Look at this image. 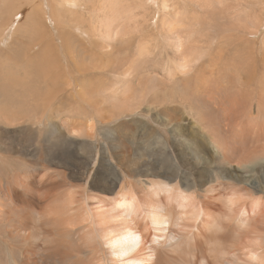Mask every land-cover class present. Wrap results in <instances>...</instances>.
Returning a JSON list of instances; mask_svg holds the SVG:
<instances>
[{
    "label": "rangeland",
    "instance_id": "374dc122",
    "mask_svg": "<svg viewBox=\"0 0 264 264\" xmlns=\"http://www.w3.org/2000/svg\"><path fill=\"white\" fill-rule=\"evenodd\" d=\"M52 2L0 0V264H111L74 235L124 190L179 217L158 181L223 226L173 227L186 242L154 263L264 259V0H76L60 19ZM242 205L254 227L236 226Z\"/></svg>",
    "mask_w": 264,
    "mask_h": 264
},
{
    "label": "bare ground",
    "instance_id": "6f19581e",
    "mask_svg": "<svg viewBox=\"0 0 264 264\" xmlns=\"http://www.w3.org/2000/svg\"><path fill=\"white\" fill-rule=\"evenodd\" d=\"M78 2H76V0H53L52 6H51L53 15H51V18L54 19L52 16H55V13L58 14L59 13L58 10L61 11L60 14H58V15L56 14L58 17L62 16V14L66 13V12L67 13L68 12L74 13L79 8V6L77 4ZM49 3H50V1H49ZM60 6H61V9H60ZM20 8H21V6H20ZM18 14H20V11ZM69 18H71V17H69ZM58 19H60V17ZM78 19H80V18H78ZM61 21H63V20H61ZM80 21L74 22L72 19H70L69 21H67L65 23H68L69 28H71V32L77 30L75 32H79L80 34L84 35V32L82 31V28H81L82 23H80ZM82 22H84V21H82ZM106 22L108 23L107 20L105 21V23ZM63 23H64V21H63ZM56 24L58 27L57 29H60L59 24L57 22H56ZM73 24H76L77 26H73ZM95 26L96 25L93 24L94 28H95ZM11 29L12 28L10 27V30ZM6 30H8V27L6 28ZM12 30L14 31V29H12ZM86 36H87V34H86ZM67 46H69L68 43H67ZM182 47H183V44H182ZM180 49H181V47H180ZM178 52H179V50H178ZM187 58L188 57H185L183 60L184 62L182 61L183 64L180 67V71H182V72L184 70L187 71L186 69H189V68H187V66L190 64V62L187 60ZM177 61H179V59ZM254 151H257V150H254ZM149 188L152 191H158L159 194H160V191L163 190L162 193L165 194V196L167 197L166 202L167 201H173V200L177 204L179 202L180 207L183 209L181 212V215L176 218L174 216V210L173 209H171V208L168 209V208L164 207L163 206L164 204L163 205H160V204L157 205V203H156L155 204L156 206H153L150 203L151 200L149 201L147 198L146 199L148 200L149 203L148 202L143 203L141 200L138 202V199L136 197L135 192L130 191V190H124V191H120L119 193H115L114 196H111L110 199L113 200V202L111 204H109L108 207L103 208L101 214L96 213L93 216L95 221L92 220L91 222L97 224V228L87 229L86 231L83 232V235H85V236L79 237V234H75L74 236H77V238L80 240L83 238V241H87V242L80 243L83 247L87 248V250L91 248L89 246L90 244H94L92 242H94V241L99 242V240H100L103 244H105L106 256H108L110 258L111 264H157L158 262L156 261L157 263L156 262L154 263L153 260L157 259L156 252H157V248L159 246L165 247V248H168L170 246L178 248V246H180L185 241L184 238H181L180 236L175 235L176 233L175 234L169 233L171 229H174L173 227L181 226L180 229L184 230V229L192 226L193 228L195 227L198 232H199V230H201V228H203L204 233L206 230V231H208V232H206L208 234V233H210L209 231H211L213 229L216 230V228L220 229L221 226H223L220 223L221 221L214 219L213 216H215V215L211 214L210 212H209V214H207L206 219L203 218L199 222V218L201 215L199 213L200 208H199V206H197L198 204L197 205L195 204L196 200L195 201L193 200V195L185 192V190L183 188H181L179 186H173V184L164 183V182H160V181L152 182L149 185ZM151 195H152V193H151ZM153 198H155V197H153ZM163 198H165V197L163 196ZM153 201H154V199H153ZM224 201H226L225 207L228 208L231 212L232 206L234 205L233 210L235 211L236 206H239L240 200L238 198H236L235 196H231L230 198H227V200L225 199ZM208 204L209 203H207V205ZM193 208L195 210H193ZM257 208H258V204H255L254 208H253V213H255ZM205 210L206 209H204V211ZM245 210H247V209H245V207L243 205L241 206L240 210L238 209V211H239L238 214L240 216H241V214H240L241 212H244V213L241 216L240 220L237 223L235 222L236 226H238V228H241V229L246 225H247V227H249V226L254 227V225L251 221V218L244 219V218H246L245 216H247V214L249 213V212L247 213V211H245ZM205 213H206V211H205ZM143 214L146 215L147 220L149 221L150 225L153 227V230H154V234L151 235L152 237L150 240L144 238L143 235L138 230L139 226H143L147 230V225L145 223H143L142 218H141V215H143ZM235 214L237 215V213H235ZM240 216H238V217H240ZM58 220H59V218L57 217L56 222ZM191 222H193V223L191 224ZM180 224H182V225H180ZM252 227H250V228H252ZM219 229H217V231ZM213 231H211V234L214 233ZM253 231H255V230H253ZM207 234H205V235H207ZM18 235H20V234H18ZM212 236H210V237H212ZM214 237H216V235ZM217 237H219V235ZM181 239H182V241H181ZM212 242L213 241H211V243ZM147 243H149V245ZM219 243H221V242L219 241ZM245 244H246V242H245ZM88 247H90V248H88ZM95 248L96 247H94V249ZM245 248H247V245H244L242 247V249H245ZM170 249L171 248H168V250H170ZM247 249H248V252H246V257L250 260V262L264 260V259H262V257H263L262 253L260 251H258L257 249H254L253 247L252 248L249 247ZM216 250L219 251V252L216 251L218 254H216V252L214 251L215 252L214 254L216 256L219 255V253H222L221 246L217 245ZM223 251L225 254L229 253L226 250H223ZM95 252L97 253V251H95ZM219 258H220V256H219ZM235 258L236 257H234V259ZM99 260H100V258L98 259V261ZM101 260H102V258H101ZM236 260H238V258ZM187 261L189 262V260H187ZM219 261L220 260L217 261V264H219ZM250 262L249 263L246 262V263L251 264Z\"/></svg>",
    "mask_w": 264,
    "mask_h": 264
}]
</instances>
